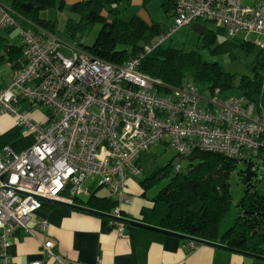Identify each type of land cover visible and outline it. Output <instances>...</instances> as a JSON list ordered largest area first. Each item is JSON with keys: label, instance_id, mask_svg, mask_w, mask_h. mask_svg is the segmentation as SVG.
Here are the masks:
<instances>
[{"label": "built area", "instance_id": "1", "mask_svg": "<svg viewBox=\"0 0 264 264\" xmlns=\"http://www.w3.org/2000/svg\"><path fill=\"white\" fill-rule=\"evenodd\" d=\"M174 6V28L145 45L139 58L120 66L80 51L65 57L54 36L20 30L26 66L0 91V114L12 116L33 143L20 153L8 147L0 151L1 264H11L6 255L11 233L26 229L43 200L76 205L91 196L88 181L99 182L95 187L105 188L116 201L107 221L122 234L119 207L131 203L124 197L127 180L141 175L136 160L156 143L180 157L199 149L248 164L260 160L264 111L242 98L219 99L217 91L204 98L193 85L165 88L137 67L142 55L197 20L224 27L230 36L254 35L263 49L264 0H174ZM12 24L10 13L0 7V30ZM20 101L44 106L48 120H31L18 109ZM46 226L43 221L40 229ZM187 244L191 250L196 247ZM40 247L50 263L67 264L54 252L52 241Z\"/></svg>", "mask_w": 264, "mask_h": 264}, {"label": "trees", "instance_id": "2", "mask_svg": "<svg viewBox=\"0 0 264 264\" xmlns=\"http://www.w3.org/2000/svg\"><path fill=\"white\" fill-rule=\"evenodd\" d=\"M152 1L141 0L142 8L147 9V5ZM130 3L131 0H82L66 6L64 0H11L9 7L0 3V7L7 10L13 20L12 25L0 30V58H6L12 71L9 82L26 66L20 30L28 31L35 36L42 32L52 35L58 40L60 53L62 45H66V48L72 50V54L73 51H80L112 66H120L139 58L145 45L150 44L157 36L170 32L174 27L170 30L162 29L154 36L148 31L149 21L137 15L125 19L121 17L130 7ZM24 6L31 8L25 11ZM64 7L68 8L75 18L65 20L62 38H59L56 21L43 19L40 13L51 8L62 10ZM162 7L164 13L171 14L174 20V0H167ZM199 22L209 21L197 20L192 24ZM96 25L99 26V30L92 43L85 44V38L92 33ZM11 33L16 34L13 39L20 42V45H8V36ZM240 35L243 37L240 38ZM249 36L255 37L246 34L230 36L224 27L217 26L214 31L204 29L201 40L211 55L223 54L231 60L243 61L252 71L251 77L243 76L235 81L231 74H226L221 69L217 61L207 60L194 52L184 54L170 47L163 48L165 42L149 54L142 55L137 71L157 80L165 88L178 89L193 85L200 92H203L201 89H206L209 93L217 91L218 94L214 95L222 100L242 98L257 110L264 111L262 92L264 48L257 47L254 39H249ZM219 37H223L222 41L215 43ZM64 40L73 44H67ZM234 91L238 94L233 95ZM20 103H28L31 108L42 106L28 101ZM46 112L48 114L47 109ZM32 143V136L23 133L15 125L0 133V151L8 147L13 152L20 153L28 149ZM257 154L264 164V152L259 151ZM175 158L185 160L186 166L184 170L181 167L179 171L175 169L173 177H170L173 173L172 161L158 169H153L149 161L144 167L138 165L140 159L135 163L143 176V179L138 181L142 197H145L146 192L156 187L161 180L167 179L165 186L149 200L151 206L141 210L140 223L162 231L210 243L216 242L264 256V194L258 189L252 190L256 188L252 185L254 178L244 186L245 194L237 204L239 212L233 225L222 234L218 231V225L231 205V176L235 174L239 181H242L247 161L199 149H195L188 157L176 154L173 159ZM239 163L244 165L241 170H237ZM257 167L256 164L255 174ZM75 204L109 215L117 203L109 194L100 195L93 192L86 200H76Z\"/></svg>", "mask_w": 264, "mask_h": 264}, {"label": "crops", "instance_id": "3", "mask_svg": "<svg viewBox=\"0 0 264 264\" xmlns=\"http://www.w3.org/2000/svg\"><path fill=\"white\" fill-rule=\"evenodd\" d=\"M79 1L82 0H64V4L69 6ZM131 3L126 10L127 15H137L149 21L148 8H142L141 0ZM14 35L16 36L15 33L9 34L8 45H20V42L13 39ZM0 67H3L0 69L1 91L11 79L12 71L6 58H0ZM23 104L25 103H20L17 107ZM25 109L28 110L20 111L28 116L27 111L33 108L27 104ZM36 117L34 115L31 119L35 120ZM12 126L13 117L0 114V133ZM129 178L126 195L134 191V185ZM99 188L95 187L94 190ZM104 190L105 194H108L105 188ZM136 190L140 193L139 199L130 200L124 195L131 203L121 205L119 209L121 218L140 222L141 210L149 208L151 203L146 200V196L142 197L138 183ZM52 205L43 203L41 208L31 215L25 230H14L11 233L6 248V255L11 264H31L34 261L52 264L41 255L40 244L45 240L53 242L54 252L67 264H264L262 261L205 245L196 244L195 249L191 250L188 241L178 237L123 223V233L120 234L116 228L110 226L107 219ZM43 221L47 224L44 231L40 229Z\"/></svg>", "mask_w": 264, "mask_h": 264}, {"label": "rangeland", "instance_id": "4", "mask_svg": "<svg viewBox=\"0 0 264 264\" xmlns=\"http://www.w3.org/2000/svg\"><path fill=\"white\" fill-rule=\"evenodd\" d=\"M132 3L134 4L136 0H131ZM167 0H153L151 3L147 5V11H149V22H148V31L153 34L154 36L158 35L159 30L161 29H166L170 30V28L173 27V18L171 17L170 14H165L163 11V3H165ZM0 3L5 6L9 7L11 4V0H0ZM40 16L43 19H48V20H55L57 23V30L59 34V38L61 37V32L64 26V22L67 18H75V15H73L68 8L64 7L62 10H58L57 8H51L45 11H42L40 13ZM122 18H130L127 15V12H123L121 15ZM217 26L213 23L206 22V23H195L190 26H186L183 28H180L176 30L170 38L165 41L163 44V48H168L170 47L171 49L175 51H179L181 53H196L199 56H202L203 58L207 60H215L218 62L219 66L221 69L226 73V74H231L234 78L235 81L243 76H248L251 77L252 71H250L247 67L246 64L243 61H236V60H231L228 56L219 54V55H211L209 53V50L207 49V46L202 42L201 40V35L204 32V29L208 31H214L216 30ZM99 30V26L96 25L92 31V33L87 36L84 40L85 44H91L97 31ZM240 38L243 37V35L239 36ZM245 37V36H244ZM249 39L253 40L255 37L249 36ZM223 37H219L216 39L217 43L218 41L221 42ZM67 44H73L71 42H66ZM61 53L65 57H69L72 54V50L69 48H66V45H62L61 47ZM0 69H3V67H0ZM262 92H264V72L262 75ZM203 92V97L208 98L209 97V92L206 89H201ZM233 95H237L238 93L236 91L232 92ZM28 103L23 104L22 106H19V110H28L25 109ZM27 114L29 118H34V115H36V119L33 120L34 122L38 124H43L45 123L49 116L46 112V109L42 106H34L33 109H29L27 111ZM176 154L171 150L168 146H165L161 143H156L154 144L147 152L143 153L140 155L139 158H137L136 162L138 161V165H141L144 167L145 163L149 161V163H152V168L153 169H158V168H163L166 165L172 161V167L171 170L172 172L175 171L176 166L179 165L182 170H184L186 166V161L185 160H179L177 158L173 159ZM173 159V160H172ZM255 164H257V170H256V176L253 177V183L252 185L256 186V188H252V190H257L260 193L264 194V164L262 160L255 161ZM243 163L238 164V169L241 170L243 169ZM143 179V176H140V178H129V180L132 181L133 190L131 193H125V196L130 198V200H136L139 199L138 197V190H136V185L139 180ZM251 179V180H252ZM167 183V179L161 180L160 183L152 188L151 190L146 192V200H150L153 198L157 192L165 186ZM96 184H99L97 182ZM95 183H92L88 181L85 184V187L90 190V192L95 191ZM127 186V185H126ZM230 191L232 195V200H231V205L228 208V211L226 212L225 216L223 217L222 221L218 225V231L220 234L228 230L232 225L235 220V218L238 216V207L237 204L241 200V198L245 194V187L242 184V181H239L238 177L234 174L231 176L230 179ZM96 193L102 195L105 194V190L103 187H100Z\"/></svg>", "mask_w": 264, "mask_h": 264}, {"label": "water", "instance_id": "5", "mask_svg": "<svg viewBox=\"0 0 264 264\" xmlns=\"http://www.w3.org/2000/svg\"><path fill=\"white\" fill-rule=\"evenodd\" d=\"M30 8H31V6H24L23 10L28 11ZM254 167H255L254 164H251V163L247 164V166L245 168L244 178L242 179V184L244 186L246 184H248V182L253 177L256 176V174L254 172V169H255ZM174 174H175L174 172L171 173L170 177H173ZM43 202L44 203L53 204V205H57V206H61V207H65V208H68V209H71V210H75V211H80V212H83V213H86V214H89V215H93V216H97V217H101V218H104V219H107V220L112 219V217L107 215V214H103V213L97 212L95 210L88 209V208H85V207H81V206H78V205H69V204H64V203H60V202H56V201H48V200H43ZM119 222H121L123 224L130 225V226H134V227H141V228L154 230V231H157V232H162V233H165V234H169V235L178 237L179 239H182V240H185V241H188V242H192V243L197 244V245H205V246L215 247V248H218V249H221V250H224V251L232 252V253L239 254L241 256L247 257V258H251V259H255V260L264 262V256H259V255L247 253V252H244V251H241V250H236V249H233V248L225 246V245L216 244V243H210V242H206V241H202V240H198V239L182 236V235H179V234H174V233L162 231V230H159V229H156V228H153V227L142 225L140 222H137V221H134V220H127V219L121 218V219H119Z\"/></svg>", "mask_w": 264, "mask_h": 264}]
</instances>
